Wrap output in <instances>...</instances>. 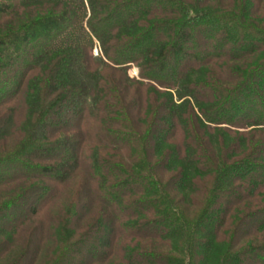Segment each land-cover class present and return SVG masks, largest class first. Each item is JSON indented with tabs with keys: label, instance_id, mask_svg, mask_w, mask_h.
<instances>
[{
	"label": "trees",
	"instance_id": "16d2710c",
	"mask_svg": "<svg viewBox=\"0 0 264 264\" xmlns=\"http://www.w3.org/2000/svg\"><path fill=\"white\" fill-rule=\"evenodd\" d=\"M5 101L0 264H264V0H2Z\"/></svg>",
	"mask_w": 264,
	"mask_h": 264
},
{
	"label": "rangeland",
	"instance_id": "374dc122",
	"mask_svg": "<svg viewBox=\"0 0 264 264\" xmlns=\"http://www.w3.org/2000/svg\"><path fill=\"white\" fill-rule=\"evenodd\" d=\"M2 1V0H0ZM6 1V0H5ZM99 51V48H98V45H97V41L94 39V43L92 44V47H91V53L93 54H97ZM126 73L129 75V76H137V68L135 66L134 63H130L128 64L127 68H126ZM13 101H8V104L11 105ZM7 104V101H5V103L1 104L0 105V108H2L3 106H5Z\"/></svg>",
	"mask_w": 264,
	"mask_h": 264
}]
</instances>
